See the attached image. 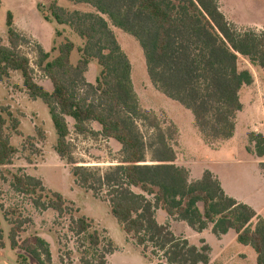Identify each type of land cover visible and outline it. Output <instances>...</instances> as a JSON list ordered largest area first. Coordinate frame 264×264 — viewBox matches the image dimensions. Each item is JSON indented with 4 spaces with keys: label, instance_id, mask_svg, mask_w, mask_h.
<instances>
[{
    "label": "trees",
    "instance_id": "1",
    "mask_svg": "<svg viewBox=\"0 0 264 264\" xmlns=\"http://www.w3.org/2000/svg\"><path fill=\"white\" fill-rule=\"evenodd\" d=\"M69 1L92 10H69L53 0L50 16L44 15L69 25L84 41L76 48L75 42L65 39L52 48L57 51L52 58L50 51L38 47L37 65L52 89L35 80L30 59L21 49L28 40L11 12L6 16L8 43L0 35V80L19 72L27 94L48 106L57 134L56 153L73 164L71 172L81 187L109 203L113 216L144 253L154 248L167 264H212L210 246L204 240L197 246L176 236L170 223L158 221L157 210L161 209L197 231L210 224L217 236L233 229L240 244L254 249L257 264H264V218L250 205L227 195L210 170L191 180L189 169L177 163L179 127L141 105L131 60L112 26L139 42L153 85L192 114L203 142L213 148L234 136L243 107L241 90L254 82L252 71L240 65L241 58L264 67V28H240L227 18L218 0ZM75 49L80 55L74 61ZM93 60L101 68L95 83L86 78ZM7 115L11 113L0 104V166L12 164L18 151L7 132ZM68 118L79 134L91 132L89 122H97L102 136L120 144L119 163L102 171L77 165L68 140ZM19 123L13 119V129ZM36 130L45 138L42 128ZM247 150L264 156V135L248 133ZM260 166L264 171V161ZM12 187L30 195L40 210L52 209L57 218L70 215L69 231L77 241L85 236L93 254L89 257L84 249L82 264H110L112 243L102 245L104 239L93 229V221L85 215L73 216V203L61 193L47 189L41 178L30 174H14ZM5 216L11 224V247L23 250L37 264H52L50 245L43 237L33 234L20 240L29 219L9 218V210ZM18 259L20 264L27 262L21 254Z\"/></svg>",
    "mask_w": 264,
    "mask_h": 264
},
{
    "label": "rangeland",
    "instance_id": "2",
    "mask_svg": "<svg viewBox=\"0 0 264 264\" xmlns=\"http://www.w3.org/2000/svg\"><path fill=\"white\" fill-rule=\"evenodd\" d=\"M52 1L1 0L0 7V35L3 41L8 43L6 16L8 12H11L18 30L28 40L24 42L21 49L30 59L34 71L33 76L38 83L48 89H52V84L37 65L38 47L40 46L44 51H50L52 58L57 54V51L52 48L65 39L75 42L76 48L84 44V41L69 25L59 24L52 17L48 20L44 18V15L50 16L49 7ZM56 1L69 10H92L87 5L75 4L69 0ZM218 2L227 18L240 28H264V0H218ZM112 28L124 52L131 60L132 79L141 105L146 109L156 111L161 117H167L178 125L180 137L177 151L180 163L187 159L191 161L199 158L200 155L215 160L230 155L246 158L241 141L235 147L230 148L231 150L213 153L203 148L201 153L198 152V145L201 144L193 124L192 114L178 102L166 97L153 85L139 42L123 30L115 26ZM58 32L61 34L58 35ZM79 55L80 53L75 49L73 60L75 61ZM240 65L246 66L242 58ZM100 69L96 60L91 61L86 72L87 80L95 83ZM0 104L11 113L10 116L7 115V132L10 134L11 143L18 149L12 164L0 166V204L2 205L0 221L4 243V246L0 248V264H20L22 260L19 261V254L26 257L25 264H37L23 250H15L11 247L9 238L11 224L5 216V211L8 210L9 218L21 215L29 219L20 233L21 241L30 235L38 234L49 243L53 256L52 264H82L80 256L84 249L89 257L93 255L86 237L82 236L77 241L69 231L70 215L57 218L54 210L44 211L35 207L30 195L19 193L12 187L14 174H30L41 178L47 189L61 193L66 200L73 203V216L89 217L93 221V229H97L104 239L102 245L111 242L114 247V250L108 254L110 264H167L164 260L162 261L161 253L154 248L144 253L113 216L109 203L77 183L71 172L73 164L59 157L54 149L57 134L48 106L42 99H32L27 94L19 72L12 73L7 80H0ZM13 119L20 121L17 130L13 129ZM68 120L71 127L68 140L71 144L73 161L77 165L102 171L119 163L121 160L120 144L102 136L100 125L97 122H89L91 132L79 134L74 130L73 120L70 118ZM39 127L44 130L45 138H40L37 134L36 129ZM141 127L143 132L147 133L148 129ZM250 132L252 130H249ZM240 172L242 170H237V173ZM14 209L17 210L16 213L12 212ZM77 209L79 211H76ZM158 210V221L169 223V218L164 216V212ZM174 229L175 231L172 230L176 236H185L181 224H175ZM199 237L191 234L187 239L191 244L202 246L204 238ZM204 241L209 245L207 240L204 239ZM221 243L224 244L210 239V244L213 246L209 251L212 264H256V252L250 246L246 248L239 242L235 244L230 236ZM153 251H158V253H153Z\"/></svg>",
    "mask_w": 264,
    "mask_h": 264
},
{
    "label": "crops",
    "instance_id": "3",
    "mask_svg": "<svg viewBox=\"0 0 264 264\" xmlns=\"http://www.w3.org/2000/svg\"><path fill=\"white\" fill-rule=\"evenodd\" d=\"M243 60L246 63V67L252 71L254 82L251 85L243 87L241 90L240 97L243 107L238 113L234 136L216 148H213L203 142L197 129H195L201 144L198 145V152L201 153L203 148L213 153L228 149L231 150L230 148L235 147L236 144H239L241 141L243 142L242 148L244 153H246V158H238L237 155H230L215 160L207 159V156L202 157V155H200L199 158L192 159L191 161L187 159V161L183 163H180V159L177 157V163L189 169L191 180L201 178L205 170H210L220 180L221 186L227 195L250 205L264 218V171L260 166V162L264 161V156L259 157L247 150L249 130L264 135V67L253 66L247 59L243 58ZM237 170H242V172L237 173ZM161 211L164 212L163 210ZM158 214L159 210H157V217ZM164 214L167 219L169 218L170 226L174 231V225L181 224L183 233H185V238H190L191 234H196L207 240L211 249L213 246L210 244V239L224 244L221 242H223L226 237L230 236L234 239L235 244L238 242L237 234L233 229H230L225 234L217 236L212 231V224L202 231H197L191 228L185 221L175 220L169 217L165 212ZM245 247L248 248V246Z\"/></svg>",
    "mask_w": 264,
    "mask_h": 264
}]
</instances>
